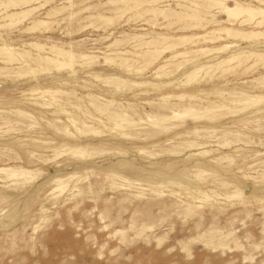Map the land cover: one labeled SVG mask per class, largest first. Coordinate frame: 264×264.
Masks as SVG:
<instances>
[{
    "label": "rangeland",
    "instance_id": "rangeland-1",
    "mask_svg": "<svg viewBox=\"0 0 264 264\" xmlns=\"http://www.w3.org/2000/svg\"><path fill=\"white\" fill-rule=\"evenodd\" d=\"M64 1L51 0V3L49 1L47 5L36 11L32 17L37 19L42 18L45 16L47 10L65 5L63 3ZM104 1L106 0H91L87 4ZM240 1L251 4L256 3L249 0ZM169 3L172 4L173 10L177 12L183 9V6H188V3L182 0L178 2L170 1ZM169 3L158 2L151 6H166ZM79 6L73 7V11ZM106 8V6H103L97 9H90L88 12L84 10L77 15V18L66 19V21L60 20L64 15L68 14L69 11L65 10L58 17L56 15L54 19L55 23H52L53 26H51L52 28L50 27L51 29L49 28L50 30L48 32L35 31L32 34L31 32H22L20 28H13L0 32V36L7 43L9 42L19 48H23L22 41L39 42L47 46L56 44L64 49H69L67 43H72L71 46H73L72 50L74 51L85 52L87 54L95 51L90 54L101 56L102 54L100 52L107 50L105 46L115 38L121 39V37L119 38L121 32L124 33L123 35L125 39L127 38V42L117 48L129 51L133 50L134 42L130 38L134 34L151 32L172 35L188 33L202 34V32H197V30L180 29L184 23L181 21L178 22L175 18L161 21L164 25L172 24L170 27H167L169 30L165 27H161V29L159 26L145 22L144 19L148 18L147 13H145L146 16L143 14V18L131 17L132 19H128L136 13L135 9H132L133 11H124L123 15L109 27L102 26L103 28H101L99 26L102 24L98 23V21L91 23L86 18L90 14L97 13L108 15ZM165 8L170 7L166 6ZM125 9L127 8L124 7ZM75 19L79 20V24L87 26L85 29L69 35L67 33L73 31L75 27L71 25L75 23ZM26 22L29 21L26 20L21 26L27 27L30 25ZM223 25L227 26L226 23ZM234 27L237 28L239 25L234 24ZM239 29L249 30L257 28L249 24L241 28L239 27ZM149 35L151 34H148L145 39L150 37ZM263 41L261 40V42ZM225 42L218 41L213 44L206 42L199 43L197 46L187 45L186 47L191 46L192 49H197L198 47L211 48L222 45ZM64 43L65 45H63ZM239 45L240 48H246V46L248 47L252 44L239 42ZM25 49L29 48L25 47ZM234 49L232 48L230 50ZM256 49L262 51L264 50V46L259 44ZM226 54L209 53L207 58L199 57L202 58L199 60L206 64H214ZM178 60L181 61V59ZM161 61L162 59L158 63H161ZM3 66L0 63V67ZM17 66L14 64L9 67L15 68ZM110 66H95L93 67V71H99L101 74L115 73L116 71L117 74L123 75L124 67L119 68L116 65ZM115 67L118 68L115 69ZM48 68H50L49 71L43 72V74L40 73L35 78L39 85L43 84L42 86L45 85L44 87H55L53 90H72L76 92L77 96L88 93L105 94L100 90L107 88L88 77L86 68L79 70V67L76 68L75 66L77 70V76L75 77H70L69 69L56 70L53 67ZM14 71H17V69H14ZM151 71L152 68L143 71L138 77L125 76L135 81H146L151 80ZM263 73L264 67L262 68V65L256 66L253 72L246 74H241L239 70L233 71V73L230 72L228 76L226 75L227 77H219V72L218 74L216 72L214 76L210 75L211 77L201 72L198 77L201 80L193 83L186 89L176 90L174 86H168L169 89L165 87L166 90H164L165 88L163 87L164 89L161 88V92L150 91L149 93L151 94L148 93V95L147 93L144 95L139 94L140 91L138 89H133L132 93L128 91L121 94L120 97L119 95H114L112 98L117 102L138 104L140 107L138 108L139 111L143 110L150 113L152 108L143 104V102L152 100L157 103L159 94H179L182 92H194L195 94L196 90H204L205 92L201 93L202 96L200 95L198 98L213 101L223 100L228 90L244 89L252 91L254 94L264 95L263 86L252 89L251 85L255 82L253 84L247 83V85L240 84L243 81L252 80ZM124 74L126 73L124 72ZM203 77L204 81L202 80ZM0 78V117H3L5 113L4 118H8V124H2L0 122V166H22L28 169L38 168L42 175L24 184V179H19L17 182L10 181L4 184V181L0 178V264H264V232H262V227L264 226V201L260 203L251 202L250 206L248 205L249 207L241 205L230 206L231 203L237 201L235 199H225L223 194L229 190L216 188L210 200H203V202L196 199L198 201H194L199 208L192 214H182L179 209L170 206L173 198L169 196L171 191L181 193L189 191L193 196H197V189L203 191L214 189L211 185L204 187L208 184H205L206 182L211 183L212 176L210 174L206 175L203 181H198L192 173L198 169L206 172H211L214 169L210 166L205 167L204 165L198 166L195 164L197 159L194 154L199 150L196 151V148H191L190 150L185 149L181 151L182 146H184L183 144L174 148L176 152L181 151V153L177 156H172L165 150L168 147V142L162 143L170 134H161L158 132V129L153 131L149 129L150 126L146 123L140 126L144 128L140 129L139 127V129H136L137 131L133 129L129 130L130 132L135 131L133 133L131 132L132 134L139 133L142 135L141 133L147 130L148 133L156 132V135H151L149 138L152 139L148 138V141L144 140L146 142L142 140L144 137L123 141L124 145L122 146L128 148V154L124 159L130 161L136 171L133 170L131 173L119 172L118 174L140 183L139 186H128V183H124L118 176L114 178L104 175L106 170L109 167L113 168L116 161L122 159V157L115 150H112V152L105 151V153L102 151L103 149L98 147L100 141H103L101 145L105 147L115 146L117 136L125 131L106 132L100 134L102 136L99 135V137L82 136V141L86 143L90 142L96 148H99L97 150L95 149L96 152H92V156L90 155L91 158L88 156L84 160H81L77 157L67 156L66 153H62L64 155L61 154L57 158H53L51 156L53 152L46 148L51 147L50 144L52 142V146H54L56 142L57 144H66L64 142L68 141L61 134L59 136L54 135L53 129L44 122L45 117L48 119L51 118L50 113L57 108L56 105L54 104L46 109L43 120H41L36 108L30 105L32 101L29 100L39 98L37 100L39 101L41 98L39 93L29 92L30 88H36V80L29 76L25 77L26 79L22 78V80L5 76H1ZM210 78H213L212 81ZM84 80H86V83H83ZM262 83L264 84V81ZM214 88H225L227 91L223 92L221 96L214 94ZM24 93L27 95H24ZM133 94L138 95L135 96ZM108 95L106 94L104 96L107 97ZM109 98L110 95L107 99ZM193 101L192 106L194 108H199L204 105V102H199L198 99ZM64 102L65 100L60 99L59 105L61 103L65 105ZM169 102L174 103L180 109L184 106L183 102H179L173 98L172 100L169 99ZM263 104L261 103V105ZM17 105L21 106L26 112H31L35 120L31 119V122L28 118H21L9 112V110H15L12 106ZM65 106L64 108L68 112L74 111L71 110L73 108L69 105ZM193 116L176 119L169 123L180 125L181 130L187 129L192 131L196 126H210L213 122L215 124L222 122L223 124L220 126L226 127L225 130L237 131V133H230L234 136L230 134L223 136L218 131L214 132L215 134L212 133L210 136L204 135L206 136L204 137L203 133L199 131V128V132L196 131L195 133L184 135L177 141H184V143L188 141L207 143V146L209 144L210 147L208 146L205 149L216 150L211 153V157L220 156L221 152L226 153L228 159L224 160V165H226L224 167L234 174L236 172V174L232 175L231 172L225 171L220 172V175L224 176V173L228 176L231 175L232 178L230 179L235 181L238 187L245 193L253 190L258 195L262 194L259 190L248 187L246 181L241 178V174L258 176L257 172L254 173V170L260 169V167L254 166L249 168L247 166L256 162L254 157H251L255 151L264 152V121L243 125L237 121H232V119L225 120L227 116L229 117V114L224 115L223 118L219 116L215 117L212 122L206 118ZM102 118L101 120L105 121ZM59 119L64 120V116L60 115ZM30 124L33 127H28ZM55 124L60 125V123ZM220 126H216L215 128L219 129ZM70 130L72 132L73 128H70ZM72 133H75L74 130ZM235 134L238 135L236 136ZM39 141H51V143L44 145V149H31ZM156 141L161 143L160 146L155 145L152 147ZM70 142V144H74L77 141L72 139ZM170 142L172 143L173 141H169V144H171ZM219 143L227 144L221 148L218 147L220 145L217 146ZM28 147H30L28 150H34L35 153L40 154L39 159L47 158L48 162H39L36 158L32 159L29 157L28 154H25V148ZM139 147H146L147 153H136ZM152 153L156 155L150 157ZM50 159L54 160L51 161ZM208 164L211 163L208 162ZM125 165H128V163H125ZM211 165L213 166V164ZM222 170L224 171L225 168ZM72 175H75L74 180H69V176ZM53 177L66 179L64 182L69 187L66 185L67 187L61 192L58 191L59 189H55L54 183H49V179H53ZM174 183H178L180 187ZM4 185L9 186L3 188ZM153 187H158L159 192L163 196L160 198L156 197L155 194L158 192L153 193L151 191L155 189ZM182 196L184 198V195ZM143 225H152V228L149 231H145L144 227H141ZM220 233L223 235L232 234L222 240L217 237ZM185 248H188V250Z\"/></svg>",
    "mask_w": 264,
    "mask_h": 264
},
{
    "label": "bare ground",
    "instance_id": "bare-ground-1",
    "mask_svg": "<svg viewBox=\"0 0 264 264\" xmlns=\"http://www.w3.org/2000/svg\"><path fill=\"white\" fill-rule=\"evenodd\" d=\"M49 1L51 3V0H0V32L7 31L13 28H20L22 32H29V33L30 32L35 33V31L48 32V30L52 28L51 26H53L52 23L53 24L55 23L54 19L56 15L58 17V15L65 10H68L69 12L68 14L64 15L60 20L66 21V19L67 20L72 18L74 19L77 18V15H79V13H81L84 10L88 12V10L90 9H97L106 6L107 7L106 12L108 15L97 13V14H90L86 18L89 19L91 23L98 21V23L102 24L101 26L98 25L101 28H103L102 26L109 27L110 25L113 24V22L118 20L123 15L124 11L126 10L131 11L132 9L133 10L135 9L136 13H134L128 19H130L131 17L143 18V14L147 13L148 18L144 19L145 22L159 26L160 28L161 27L167 28L170 27V25L172 24L164 25L163 23H161V21L162 20L164 21V19L175 18L178 22L181 21L184 23V25L181 26L180 29L183 30L189 29L195 31L197 30V32H202V34L188 33V34L172 35L168 33H155V32L134 34L130 38L134 42L133 48L131 47L133 50L129 51L121 48H120L121 50L118 49L119 48L118 46L127 42L126 40L127 38L125 39V36L123 35L124 33L121 32V35L120 36L118 35L119 38L121 37V39L115 38L112 42H110L107 46H105L107 50L104 52H100L102 54L101 56L90 54V53H94L95 51L90 52L89 54L85 52L74 51L72 50L73 47L71 46L72 43H67L69 49H64L56 44L47 46L39 42L22 41L23 48H19L13 46L9 42L7 43L0 36V63L4 65L3 67H0V77L5 76V77H11L13 79L18 78V80L19 79L22 80V78L29 76L35 79L40 73L43 74V72L49 71L50 68L48 67H53L56 70L69 69L70 77L71 76L75 77L77 76L76 75L77 70L75 69L76 66V68L79 67V70L86 68L88 77H90L92 80H95L103 87L107 88L100 90L102 93H105L103 95L88 93V94H80V96H77L76 92L72 90L70 91H61L57 89L53 90L55 87L54 88L44 87L45 85L42 86L43 84L39 85L37 79H35L37 82V86L35 85L36 88H30L29 92L35 94L39 93L41 95L40 96L41 98L39 101H37L39 98L29 99L30 101H32L30 102V105L36 108L37 112L39 113V117L41 118V120H43V116L46 112L45 110L55 104L57 108L51 111L50 113L51 118L48 119L45 117L44 122L53 129L54 135L59 136V134H61L63 135V137H65V139H68V141L64 142L66 144H57L56 142L54 146H52L53 142L51 143V141H39L37 142V144H35V146L32 147L30 146L31 149L32 148L44 149L43 147L44 145L51 143L50 144L51 147L49 146L46 149L51 150V152H53V155H51L53 156V158H57L62 153H66L67 156L70 155L73 157H77L81 160L82 159L84 160L86 157L90 155L92 156L93 154L92 152L95 151V149L97 150L98 147L103 149L102 151L104 152L105 151L112 152V150H115L116 153L122 157V159L116 161L113 168L109 167L104 173V175H106L107 177H114V178L118 176L120 177V179H122L124 183L125 182L128 183V186H132V187L139 186L140 185L139 182L129 180L118 173L119 172L131 173L133 170L136 171V169L132 167L133 165L131 164V162L124 159V157H126L128 154L127 151L128 148L122 145H124L123 144L124 140H135L137 138L144 137V139L142 138V140L144 141L147 140L151 135L155 134L156 132L154 133L150 131L151 133H148L147 130L146 132L142 130L143 131V133H141L142 135H140L139 133L132 134L135 131H131L132 133L129 131L132 129L133 130L139 129L140 126L146 123L148 124V126H150L149 129L153 131L158 129V132H160L161 134L162 133L170 134L168 138H165L162 141V143L168 142L167 144L168 147L165 148V150L166 152L170 153L172 156L179 155L181 151L185 149L190 150L191 148H196V151L197 150L199 151H197L196 154H194V156L197 159L195 164H197L198 166L204 165L205 167L210 166L214 168L211 172H206L199 169L192 172L198 181H203L206 175L210 174L212 176L211 183L206 182L205 184L207 183L208 184L205 185L204 187L211 185V187H213L214 189L211 190L209 189L205 191L197 189L196 191L197 196H193L189 191H185L184 193L171 191L169 194V196L173 197L172 203L170 205L171 207L175 209H179V211L182 214H192L196 209L199 208V206L195 204V202L198 201L196 199H199L201 201L210 200V198L213 197L212 194H214L216 188L220 190L221 189L229 190L228 192H225L223 194L225 199L227 200L235 199L237 201L231 203L230 206L241 205L247 207L248 205L250 206L251 202L260 203L264 201V186H263L264 185V152L255 151L254 155H252L251 157H254L256 162L247 166L249 168L254 166L260 167V169L254 170V173L257 172L258 176L241 174V178L246 181L248 187L257 189L260 192H262V194L258 195L254 193L253 190L248 193H245L238 187L235 181L230 179L232 178L231 175L228 176L225 173L224 176L220 175L222 172L225 171L231 172L232 175L236 174V172L234 174L232 173V171L227 170V168L224 167L226 166L224 165V160L228 159L226 153L221 152L220 156L211 157L212 156L211 153L215 152L216 150L205 149L208 148V146L210 147L209 144L207 146V143H201V142L195 143L192 141L190 142L188 141L184 143V141H177L184 135H187L189 133H195L196 131H198L199 128H200L199 131L203 133V136L204 135L210 136L212 135V133L218 131L221 133V135L224 136L225 134H230L233 132L237 133V131L225 130L226 127L220 126L223 124L222 122L217 124L213 122V124H211L210 126L207 125L196 126L192 131H189L187 129L181 130L180 125H174L172 123H169L171 121H175L176 119H183L185 117L192 115L198 116L200 118H206L208 121L210 120L212 122L215 117L219 116L223 118V116L227 114H229V117L227 116V119L224 118L225 120L232 119V121H237L243 125L252 122L264 121V104H263L264 95L254 94L252 91H248L244 89L228 90L227 95L226 97H224L223 100L213 101V100H207L205 98L204 99L198 98V96L200 95L202 96L201 93L205 92L204 90H196L195 94L194 92L192 93L182 92L179 94L178 93L159 94L157 97L158 98L157 103L153 102L152 100L143 102V104L152 108V111H150V113L145 112L143 110L139 111L138 108L140 107L138 106V104H131L129 102H124V103L117 102L112 98L114 95L117 96L119 95L120 97L121 94L128 91L132 93L133 89L134 90L138 89V91H140L139 94H143V95L146 93L148 95L150 91L161 92L162 90L161 88L166 87L169 89L168 86L170 87L174 86L176 90L186 89L187 87L191 86L193 83L199 82V80H201L198 79L201 72H204L206 75L209 76L210 75L214 76L216 72L217 74L219 72L220 73L219 77H225L226 75L228 76V73L230 72L233 73V71L236 70L241 71V74H246L248 72H253L256 66L262 65L263 68L264 50L260 51L257 50L256 48L258 47L259 44H262L264 46V41L261 42V40H264V0H249L252 2L254 1L257 4L242 2L240 0H182V1H186L188 3V6L186 5L183 6L184 8L181 9L179 12L173 10L172 4L169 2L170 1L178 2L181 0H106L104 2H97V3L91 2L92 4L89 5L87 4V2L91 0H65L63 2L65 3V5H61L58 8H51L47 10L45 12V16H43L42 18L37 19L35 17H32L36 11L47 5ZM158 2L159 3L168 2L169 4H167L166 6L170 8H165L166 7L165 5L151 6ZM76 6L79 7H77L75 11H73V7ZM124 7H126L127 9L124 10ZM26 20L29 21L26 23H29L30 25H28L27 27L21 26L23 22H25ZM79 23H80L79 20L75 19V23L71 24L73 25V27L75 26L73 31L68 32L67 34L70 35L72 33H75L77 31L86 28L87 25H81ZM224 23H226L227 26L223 25ZM234 24H238L240 28L250 24L252 27L257 29H249V30L239 29V27L237 28L234 27ZM148 34H151L149 35L150 37L145 39V37ZM218 41H226V42L222 45L213 46L211 48L198 47L197 49H192L191 46L186 47L187 45L197 46L199 45V43L201 44L206 42H210L213 44ZM239 42L249 43L252 45L251 46L249 45L248 47L246 46V48L243 47L240 48ZM63 45H65V43ZM25 47H28L29 49H25ZM232 48L235 49L230 50ZM209 53H216V54L227 53V54L222 56L220 59H218L214 64H206L199 60L202 58H207L209 56ZM160 59H162V61L161 63H158ZM178 59H181V61H179ZM131 63L133 64V66ZM14 64L18 66L15 68L9 67ZM106 65L109 66L116 65L119 68L124 67L125 68L124 70L121 68L123 70V75L122 74L120 75L119 73L117 74L116 71L115 73H108V74H101L99 71H93V67L95 66L101 67ZM118 67H115V69ZM241 67L243 68L241 69ZM150 68H152L151 80L135 81L129 78L131 76L138 77V75H140L143 71H147ZM14 69H17V71H14ZM124 72L126 74H124ZM56 74L58 75V73ZM203 79L204 77L202 78V80ZM210 79L212 81L213 78ZM210 79L208 80L210 81ZM2 80L4 81V79ZM262 81H264V73L260 74L258 77L252 80L243 81L240 84L247 85V83L253 84L255 82L253 85H251L252 89L260 88L262 86L264 88V84L262 83ZM83 83H86V80H84ZM166 88L164 90H166ZM214 89H215L214 94H218L221 96L223 92L227 91L225 88H219V89L214 88ZM106 94L110 95L109 99H107L109 95L107 97L104 96ZM24 95L27 94L24 93ZM133 95L136 96L138 94H133ZM172 98L174 100L176 99L179 102H183L184 103L183 108L180 109L174 103H170L169 99L172 100ZM60 99L65 100L64 104L69 105L71 108H73L71 110L74 111L68 112L64 108L65 105H62V103L61 105H59ZM195 99L196 100L198 99L199 102H204V105L199 108H194L192 106V103H194L193 100ZM261 103L263 105H261ZM12 107L15 110H11V111L9 110V112L13 113L14 115L20 116L21 118L24 117L25 119L28 118L30 119V121L31 119L35 120L33 114L31 112L30 113L26 112L23 108H21V106L17 105ZM83 107L85 108L84 110ZM60 115L64 116V120L59 119ZM4 116L0 117V122L2 124H8V118H4ZM101 117H103L102 119H104L105 121L101 120ZM55 123H60V125H56ZM216 126H220V128L216 129L215 128ZM28 127H33V125L30 124L28 125ZM70 128L71 129L73 128L75 133H72L73 130L72 132H70L71 131ZM141 128L144 127H140V129ZM111 131H125L117 136L116 139L117 141H115V146L105 147L101 145V142L103 141H100L98 143V147L96 148L95 145L91 144L90 142L86 143L82 141L81 138L82 136L99 137L100 134ZM72 139L76 140L77 142L76 143L74 142V144H70L71 143L70 140ZM107 140L109 141V139ZM171 140L173 142L172 143L170 142L171 144H169V141ZM160 144L161 143L159 141H156L154 142V145H152V147L155 145L160 146ZM183 144L184 146H182L181 151L176 152L174 150L175 147ZM225 144L219 143L217 144V146L220 145L218 147L222 148ZM263 145H264V141H263ZM30 147L25 148L26 149L25 154H28L29 157H31L32 159L36 158L37 161L43 163H45L48 160L47 158L39 159L40 154L38 155L37 153H35L34 150H28L30 149ZM7 149L9 150V148ZM137 149L138 150L136 151V153L138 154L147 153L146 147H139ZM10 152L8 153L10 154ZM153 153L150 154L151 155L150 157L156 155ZM107 154L109 155V153ZM50 160L52 161L54 159H50ZM208 162L213 164V166L211 164H208ZM125 163H128V165H125ZM224 168L225 170L223 171L222 169ZM40 175H41V171L38 168L28 169L22 166H3V167L0 166V178L4 181V184L10 181L17 182V180L19 179H24L23 182L24 184L34 178H37ZM74 177L75 175L69 176V180L73 179ZM65 180L62 178L53 177V179L52 178L49 179V183L50 182L54 183L55 189H59L58 191L61 192L65 187L68 186L64 182ZM174 184L180 187L178 183H174ZM8 186L4 185L3 188ZM153 188H155L151 190L153 193H155L156 191L158 192L157 194H155L156 197L160 198L163 196V194L159 192L160 190L158 187H153ZM182 195H184L185 200H183L184 198ZM73 197L75 196L73 195ZM151 226L152 225H143L141 227H144L145 231H149L152 228ZM262 232H264V226L262 227ZM231 234L232 233L223 235L220 233L217 235V237L223 240L225 238H228ZM185 249L188 250V248Z\"/></svg>",
    "mask_w": 264,
    "mask_h": 264
}]
</instances>
